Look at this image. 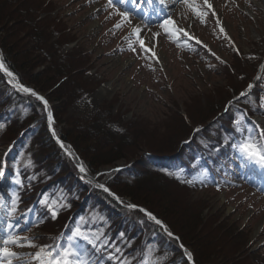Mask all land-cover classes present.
I'll list each match as a JSON object with an SVG mask.
<instances>
[{
    "label": "rangeland",
    "instance_id": "1",
    "mask_svg": "<svg viewBox=\"0 0 264 264\" xmlns=\"http://www.w3.org/2000/svg\"><path fill=\"white\" fill-rule=\"evenodd\" d=\"M260 1L208 0V3L212 5V9H208L204 0H189L188 4H185L183 0H174L166 16L159 20H144L132 8L116 0L117 8L128 13L131 20V23H128L113 9L107 7V0H46L47 4L50 3L54 7L48 13H41L40 17L48 20L51 19L49 15L59 18L66 25L69 33L65 35L74 36V41L62 42L58 51L52 47L44 53L30 48L25 49L26 51L18 48L13 52L25 63L27 79L37 80V82H44L47 78L46 74H49V72L46 73L49 66L46 69L44 63L47 56H52L49 53L57 52L58 55L66 56L67 59H69L66 55L68 53L77 51V55L83 54L84 58L78 55L80 58L77 60L81 62V65L68 75V80L64 82L61 78H56L59 80L50 92H47L52 97H58L61 94L60 90L67 91L65 94L70 95L53 102L48 98L46 100L50 103L51 109L55 105L60 107L57 116L59 123L56 125L78 139L82 148H87L89 157L95 160L116 159L111 164L99 167L97 173L118 167L122 169L136 167L143 159H148L150 154L163 157L174 152L180 154V151L187 149V143L193 138L197 140L200 133L210 128L212 130L218 126L217 123L223 117L227 118L235 112L254 121L261 131L259 137H256L258 142L254 141L264 145V111L257 108L261 105L264 107V68H262V65L264 66V8ZM193 9L200 12L207 11V16L203 17V23ZM167 18L175 21L176 27L183 29L188 35L181 32L169 38V35L160 27ZM117 23L122 25L119 29L114 27ZM3 25L7 23L4 22ZM221 26L224 32L220 31ZM134 27L142 30L141 37L145 43L152 45L150 48L155 52V57L152 52H145L139 46L133 34ZM169 27L171 28V25ZM153 33H159V36L153 38ZM1 38L0 32V40ZM58 38L59 36L56 35L55 39ZM130 43L135 47V51L130 49ZM153 45H155L154 48ZM74 47L76 50L73 52ZM156 57L159 58L158 61ZM65 83L68 85L64 86ZM72 84L74 87L71 89ZM249 84L253 85L251 89L248 87ZM26 85L40 92L32 84ZM109 85L111 91L103 94V88ZM12 88L16 90L13 86ZM241 92H246V95L241 96ZM21 93L36 98L29 93ZM6 95L9 96L10 93L3 94L1 103ZM240 102L248 106V109L242 110L239 107ZM1 103L0 116L6 109V105ZM253 110L256 113H252ZM43 111V115L34 119L32 124L43 121L53 137L52 127L56 130L54 115L52 116L53 124L50 127L45 106ZM21 113L22 111L19 114ZM5 119H7L6 116ZM98 119L99 123L96 125L107 124L110 132L103 133L100 141L91 140L89 137L91 132L85 130L88 127L86 125H90L92 129ZM197 129L199 131H196ZM5 130L4 128L0 132ZM10 135L12 137V133ZM11 139H0V171L3 172L0 176V188H4L3 181L9 180L11 175L15 176L13 179L20 181L18 184L20 194L16 195L19 202L15 216L30 212L40 189L37 185L43 186L47 206L54 207L57 215L66 206L67 196L72 197L75 202V204L72 202L74 210L69 204L68 213L75 211L73 212L75 215L80 208L86 207V203H83L85 192L77 188L73 193L64 190L55 192L58 189L57 185L50 187V182L55 180L49 173L52 167L48 164L55 160V158L52 160L51 156L55 154V157L60 158L64 155H59L57 151L53 152L54 149L42 145L48 144V141L34 139L28 141L26 148L23 147L18 151ZM108 139L122 142V145L116 153L104 158L102 156L108 150L105 148L99 151L98 149H103L101 146ZM183 142L186 144L183 145ZM69 147L80 156L71 144ZM61 151L67 155L70 162L76 165L67 152L63 149ZM236 160L240 162L241 170L236 166L238 163L232 164V171L228 169L222 172L217 184L209 180L203 183L199 181L195 183L196 185L191 184L193 182L179 175L181 171L173 170L169 166L168 168L172 170H165L167 165L151 169L148 176L141 177L142 180H137L131 175L132 173L125 176L121 172L122 169H118L112 173L100 174L97 181L107 185L115 178L114 180L118 183L137 191V197H141L155 210L159 206V209H162L160 211L165 213L174 228L183 231L185 237L190 240L192 247L182 245V249H187L193 256L194 249L197 250V255L204 264L215 262L223 264L222 260H218L222 258L221 252L218 251L219 247L229 248L234 242L235 245H239L240 242L244 244L241 247L246 255L249 254V250L254 253L246 260L247 264H264V167L255 163L256 168L253 169V162L248 164L239 158ZM149 166L152 168V165ZM76 167L78 168L77 165ZM59 173L60 171L57 173L58 176ZM64 174H67V171ZM77 174L86 180L81 173ZM92 174L95 173L92 172ZM177 176L180 178L177 179ZM119 178L125 182L118 180ZM127 181H130V184ZM0 190L3 194L4 190ZM4 194L0 200V231H2L0 233L5 232L7 223L9 225L13 223V228H10L13 236L19 234V237H27L38 246H57L61 240L60 222L57 217L52 218L50 215L51 217L33 224H22L23 222L18 221H24V218L14 217V222L12 215L8 213L15 196L6 195L7 199ZM174 196L178 197L179 205L173 202ZM119 198L126 207L133 202L129 196ZM38 200L41 201V197ZM4 201L7 204L3 209ZM89 205L92 209L87 212V217L79 218L81 221H77L76 224L91 234H88L90 239L95 236L100 238L103 230L101 228L94 230L92 220L98 219L103 209L94 203ZM182 208L185 214H182ZM35 209L37 210V207ZM138 221L140 225L145 224V221L140 218ZM197 221L200 222L203 230L210 229L211 235L216 231L215 237L220 235L222 238L219 237L217 242L215 237L214 240L204 238L206 236H203L204 231L201 232L199 228H195ZM4 236V239L7 238L6 235ZM124 239L128 240L126 237L122 238ZM2 240L3 238H0V241ZM97 243L98 240L95 244ZM159 243L157 247L173 249L169 241ZM113 245L114 250L118 249L117 242ZM9 247L19 254L18 258L13 259V264H38V261L33 259L34 254L39 250L38 247L13 245ZM163 254L160 257L164 259ZM177 254L172 253L169 256L178 259ZM119 257L123 264H135L133 263L135 254L133 256L121 254ZM87 262L97 264L93 262V257L88 258ZM176 264L182 263L178 261ZM187 264H190L188 260Z\"/></svg>",
    "mask_w": 264,
    "mask_h": 264
},
{
    "label": "trees",
    "instance_id": "2",
    "mask_svg": "<svg viewBox=\"0 0 264 264\" xmlns=\"http://www.w3.org/2000/svg\"><path fill=\"white\" fill-rule=\"evenodd\" d=\"M53 7L54 5L50 3L47 4L46 0H0V32L2 33L0 48L2 49V53L9 66L13 68L20 77L21 82L24 84H32L51 102L61 100L62 98L70 95L69 93L65 94L67 91L62 92L60 90L59 93L61 94L58 97H52V95L47 92H50L53 85H55L57 80H59H56V78H61L64 82L68 80V75L74 70H77V67L81 65V62H78L77 59L80 57L84 58L83 54L79 53V57L77 55V51L72 54L68 53L66 55L69 59H67L66 56H62L61 54L58 55L57 52L56 54L55 52H53L54 54L49 53L52 56H47V58L44 59V63L46 64V69L49 66L46 73L49 72L50 75L46 74L45 77L47 78L44 79V82H37V80L33 81L27 79L26 65L17 58L13 51L14 49L17 51L18 48L23 51L30 48L31 50L36 49L37 51H42V53H44L52 47L54 49L56 48L58 51L60 50L59 47L62 42L68 43L74 41V36L71 37L70 35H65L69 33L66 30V25H64L59 18L51 17V15H49L51 18L50 20L40 17L41 13H48ZM4 22L7 23V25H3ZM56 35L59 36L58 39H55ZM75 50L76 49L74 47L73 52ZM52 73H54V76H52ZM66 85L68 84L65 83L64 86ZM73 87L74 84H72L71 89ZM7 92H9L10 95H6L5 100H3L2 103L0 102L2 105H6V109L4 111L5 115L1 114L0 116V125H4L6 130L4 132L2 131L3 133L0 132V139L10 140L12 138L11 141L14 142L15 149L18 151L23 147L26 148L27 143H29L28 141H33V139L37 141H48V144L44 143L42 145L46 148L50 147V149H54L53 152L57 151L59 155H64V157L61 156L62 158L55 157V154L51 156L52 160L55 158V162H49L48 165L52 167L49 173L55 180L50 182V187L57 185L56 188L58 189L55 192L58 190H64L66 192L73 193L75 188L81 192H85L83 203H86L85 206L88 207V209L86 207L80 208L78 212L76 211L77 213L75 215L73 213L75 211L68 213L67 209L69 204H71L73 207L72 210H74L73 203L75 204V202L72 200V197L67 196L66 206L63 207V209H61L56 216L57 220L60 222V237L63 243H67V238L71 236L72 232L78 227L76 222L87 217V212L92 209L89 204L94 203L100 209H103L102 215L98 219L92 220V223L94 224V227L92 226V228L94 230H99V228L103 230L98 243L95 244L94 247L93 244L88 243V241L84 239L76 238L75 240L82 254H84L87 249H91L88 257L89 259H92L93 257V262H96L97 264H123V261L119 257L121 254H126L127 256H133L135 254L136 258L133 261L135 264H176L178 261L182 264H187L181 245L192 247L191 242L187 237H185L183 231L174 228V226L168 221V217H166L165 213L163 214V212L160 211L161 208L159 209V206L155 210L151 205L146 204L141 197H137V191L118 183L114 180L115 178L107 183L110 190L118 197L129 196L133 201L131 204L144 206L156 217L161 219L163 224L167 226L168 230L173 233V236L171 237L168 236L159 225L148 219V217L143 212L139 211V209H130L126 207V205L120 204L116 199L109 195L108 192L94 186L91 182L84 180L80 175H78L77 173H80L78 168L72 161L70 162L66 157L67 155L61 151L62 148L49 133L47 125L44 124L43 121L42 123L39 122L37 124H32L34 119L43 115V103L27 94L13 90L12 85L6 80L3 72L0 71V99L3 97V94H7ZM239 107L242 108V110L248 109V106H246L243 102H240ZM257 108L260 111H264L263 105L257 106ZM52 110L57 134L71 144L73 149L80 153L81 158L85 161L91 172L97 173L99 167L111 164L116 160L106 159L105 157H109L110 154L116 153L118 149H121L122 142L119 143L113 139L106 140L107 142L103 143L101 146L103 149H98L99 151L104 150L105 148V150H108L104 153V156H102L106 160H95V158L88 156L89 153L87 152V148L83 149V146L78 142V139L69 134L68 131L64 132L61 127L56 125L59 123L57 116L59 115L60 107L55 105L52 107ZM20 111H22L21 114H19ZM253 111L252 113H256L255 110ZM2 115H4L3 118H1ZM5 116L7 119L4 120ZM241 117L244 118L240 121L239 126H237L236 121ZM96 122L97 123L92 126L93 130L90 125H86L88 127L85 130L87 132H91L89 135L91 140L95 139L100 141L101 135L103 133L110 132V128L107 124L97 126L96 124L99 123V119ZM217 124L218 126L214 127L212 130L210 128L209 130H205L200 133L197 140L193 138L192 141L187 143L188 145L186 148L188 150L184 149L183 151H180V154L179 152H174L175 154L171 153L166 155V157L150 154L148 159H143L136 167L134 166L132 168L128 167L126 169H122V174L125 176L127 174L129 176V174L132 173L131 175L138 180L141 179L142 176H146L151 169H155L161 165H167L165 166V170L170 171L173 169L179 172L181 171V175H183L184 179L186 178V180L193 182L191 184L194 185H196L195 183H199L198 181L202 180L201 177L203 174L212 179L214 174H220L227 168L232 167L233 161L243 155L238 146L244 138L251 136L253 140L256 141L258 138V130L255 124L249 121L247 116L239 114L238 112L232 113L227 118L223 117ZM238 127L240 130H237ZM11 133L12 137H10ZM122 138L126 137L122 136ZM41 143L42 142H40V144ZM84 144H86V142ZM182 144L185 145L186 143L183 142ZM149 165H152V168ZM142 166H145L146 168L142 169ZM168 166L172 169L168 168ZM137 170L139 172H137ZM58 171H60L59 176L57 174ZM66 171L67 174H64ZM13 177L15 176L12 175L11 177L12 185L9 188V191L13 197H18L16 195L20 194V188L17 181L13 179ZM118 180L125 182L124 180H121V178ZM127 182L130 184V181ZM187 184L191 186V184ZM37 186H39L40 189L39 192H37V197L31 206L30 212L28 213V219H30L33 223H37L38 221L45 220L47 217L52 216L48 206L41 203L44 199L43 193L45 190L42 189V185ZM29 191L30 190L28 189V193ZM40 197L41 201L38 200ZM173 199V202L178 204V197L174 196L172 200ZM36 207L37 210L35 209ZM185 213V210L182 208V214ZM37 215L39 217L38 219ZM139 218L144 220L145 224L141 223L140 225V222L138 221ZM197 223L195 228H199L201 232L204 231L203 236L206 235L204 238L214 240L216 231H214V234L211 235L212 232H210V229L207 228L203 230L201 228L202 226L200 227V222L197 221ZM80 229L81 232L87 236L88 234L91 235L85 230V228ZM175 236H178V238ZM125 237L128 240H122V238ZM219 237L222 238L220 235L215 237L216 242L217 240L219 241ZM165 241H169L171 243L170 246H172V250H169V248H162L160 246L157 247V245H160L159 242L164 243ZM246 241H244L245 244ZM114 242H117L119 252H116V250L113 249L115 247L113 245ZM235 244L236 243L234 242L229 248L219 247L218 251L221 252L222 258H218V260H222L223 264H247L246 260L251 255L253 256L254 253L249 250V254L246 255V253L242 251L241 247L244 244L242 242H240L239 245ZM130 252L132 254L129 255ZM167 252L169 253L167 254ZM162 253H164V259L160 257ZM172 253H178V259L177 257L169 256ZM166 257H169L170 259H166ZM87 259V257L85 260L83 257H80L81 261L89 264L90 262H87ZM194 260L197 264H204L199 255H197V250L195 249ZM212 264H217V262Z\"/></svg>",
    "mask_w": 264,
    "mask_h": 264
},
{
    "label": "snow or ice",
    "instance_id": "3",
    "mask_svg": "<svg viewBox=\"0 0 264 264\" xmlns=\"http://www.w3.org/2000/svg\"><path fill=\"white\" fill-rule=\"evenodd\" d=\"M121 3L125 2V0H120ZM160 2L163 4L164 0H160ZM185 4L189 3V0H183ZM204 3L207 5L208 9H212V5L208 3V0H204ZM191 7V5H189ZM107 7L111 8L114 10L116 14H118L123 20L127 21L128 23H131V20L129 18V15L127 12L120 11L117 8V3L116 0H107ZM195 14L201 18V23L204 22L203 17L207 16V11L205 12H200L196 9H193ZM213 15H215V12L213 10ZM219 24V20L217 21ZM171 25V28L169 27ZM122 25L120 23H117L114 27L119 29ZM161 28L164 29L165 33L169 35V38H172L174 35L177 33L183 32L184 35H188L187 32H184L183 29H179L175 25V21H172L170 18L165 19V21L160 25ZM141 29L138 27L133 28V34L136 37L137 42L139 43V46L145 51V52H152V55L155 57V52L152 50V48H149L145 45L144 39L141 37ZM220 31L224 32L223 27H220ZM159 33H153L152 37H158ZM197 43H200V41H197ZM129 47L132 51H135V47L130 43ZM155 45H153V48ZM158 61V57H156ZM264 68V66H262ZM0 71L4 72L8 77L12 78L13 81H16V77L14 76L13 72H11L8 67L6 66L3 57L0 56ZM15 87L25 93H30L32 96L36 97L37 100L41 101L45 108H48V102L47 100L44 99V97L39 96L38 93H36L34 90L29 89L22 84H20L18 81L15 83ZM249 89L253 87V85L249 84ZM241 96L246 95V92H241ZM244 117H241L236 121L237 126H239L240 121ZM48 123L49 126L53 124V117L52 113L49 110L48 111ZM4 128V125H0V130ZM237 130H240L239 127ZM196 131H199L197 129ZM53 135L55 136V132L53 131ZM59 142V141H58ZM61 147L64 148L65 145L61 143ZM239 150L249 159L254 161L255 163L261 165L264 167V145L257 144L251 136H248L244 138L241 143L239 144ZM69 155H71V152L69 151ZM79 171L81 173L86 172V168L83 165V163L78 164ZM3 175V172L0 171V176ZM171 175V173H169ZM180 177L177 176V179ZM17 183L19 184L20 181L18 180ZM190 183V182H189ZM97 187L103 189V191L108 192L109 195L114 196L117 200L120 198L116 196L114 193L110 192V190L105 187L103 184H98L96 185ZM18 202L19 198L15 197L11 201V208L9 210V215H12L15 213L18 209ZM43 204H48L47 200L41 201ZM49 210L51 212L52 218H56L57 216V211L55 210L54 207L51 205H48ZM128 208L130 209H136L138 206L134 204H128ZM139 211L143 212L148 219L152 220L155 222V224L159 225L166 233L168 236H173V233H171L167 226L163 224V222L158 219L155 215H153L151 212L147 211L144 208H139ZM11 228L12 225H9ZM76 238L84 239L88 241V243L93 244L95 247V241L99 240V236H95L94 238L90 239L89 236L81 232V229L77 227L73 232L72 235L67 238V243L66 245H58V246H50V245H42L38 246L34 243H32L30 240H28L27 237H19V236H13L12 234H9L7 238L3 239L0 241V264H13V259L18 258L19 254L12 251L9 247V245H13L15 247H38V251L34 254L33 259L38 261V264H86V262H83L80 260V257L82 255L81 251L79 250L75 240ZM181 247H183L181 245ZM117 252H119V249H116ZM185 254L187 256V259L189 261L192 260V254L185 250ZM114 258V257H110Z\"/></svg>",
    "mask_w": 264,
    "mask_h": 264
},
{
    "label": "water",
    "instance_id": "4",
    "mask_svg": "<svg viewBox=\"0 0 264 264\" xmlns=\"http://www.w3.org/2000/svg\"><path fill=\"white\" fill-rule=\"evenodd\" d=\"M0 56H2L3 57V60H4V62H5V64H6V66L8 67V69L11 71V72H13V74H14V76L16 77V81H13L12 80V78H10V77H8L4 72H3V74L5 75V78H6V80L16 89V90H19V89H17L16 87H15V83L18 81L20 84H22L23 86H25V87H27V88H29V89H32V90H34L33 89V87L32 86H30V85H26V84H23L21 81H20V79H19V76H18V74L14 71V69L13 68H11L10 66H9V64H8V62L6 61V59H5V57L3 56V54H2V51H1V49H0ZM263 66V65H262ZM260 75V72H259V74H258V76ZM19 91H21V90H19ZM35 91V90H34ZM21 92H23V91H21ZM36 92V91H35ZM36 93H38L39 94V96H42V94L40 93V92H36ZM30 94V93H29ZM43 97V96H42ZM45 99V98H44ZM46 100V99H45ZM48 102V101H47ZM51 111V106H50V103L48 102V108L46 109V118L48 119V111ZM52 127V126H51ZM53 131H54V129L52 128V133H53ZM55 132V131H54ZM55 139L57 140V141H59L58 143L61 145V143L63 144V145H65V147L63 148L68 154H69V151L71 152V157H72V159L75 161V163H76V165L78 166V164L79 163H83V165L85 166V168H86V172L85 173H81V175L86 179V180H88V181H90V182H93V184L96 186V185H98V184H103L105 187H107L106 186V184L105 183H103V182H98L97 181V178H98V176L100 175V174H102V173H112V172H115V170H118V168H112V169H108V170H102V171H100L99 173H96V174H92L89 170H88V168H87V166H86V164H85V162L80 158V156H79V154H77L74 150H72L70 147H69V144L67 143V142H65L64 140H62L61 138H59L57 135H56V133H55ZM78 169H79V167H78ZM108 188V187H107ZM109 189V188H108ZM110 190V189H109ZM110 192H111V190H110ZM116 195V194H115ZM117 196V195H116ZM114 197V196H113ZM119 202H120V199L118 200ZM141 208H144V209H146L147 211H149L146 207H141ZM150 212V211H149ZM153 214V213H152ZM154 215V214H153ZM185 250H187V249H185ZM188 251V250H187ZM188 252H190V251H188ZM191 253V252H190ZM192 254V253H191ZM190 262V264H196L195 263V261H194V258H193V255H192V260L191 261H189Z\"/></svg>",
    "mask_w": 264,
    "mask_h": 264
},
{
    "label": "bare ground",
    "instance_id": "5",
    "mask_svg": "<svg viewBox=\"0 0 264 264\" xmlns=\"http://www.w3.org/2000/svg\"><path fill=\"white\" fill-rule=\"evenodd\" d=\"M260 3H261V5L263 6V8H264V0H261L260 1ZM136 24L138 25V22H136ZM145 45L147 46V47H152V45L150 44V43H145ZM125 65V64H124ZM123 65V66H124ZM126 66V65H125ZM111 91V87H110V85L109 86H106V87H104L103 88V90H102V92H103V94H107V93H109Z\"/></svg>",
    "mask_w": 264,
    "mask_h": 264
}]
</instances>
